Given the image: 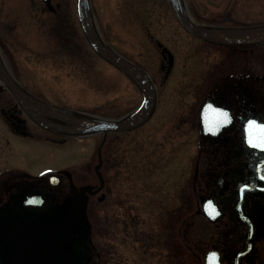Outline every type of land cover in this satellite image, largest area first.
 Returning a JSON list of instances; mask_svg holds the SVG:
<instances>
[{"label":"rangeland","instance_id":"374dc122","mask_svg":"<svg viewBox=\"0 0 264 264\" xmlns=\"http://www.w3.org/2000/svg\"><path fill=\"white\" fill-rule=\"evenodd\" d=\"M186 1L191 16L200 23H264V0ZM92 3L104 39L156 81L157 110L146 125L124 134L110 133L105 141L99 134L83 140L70 138L58 146L15 137V161L37 175L68 169L79 182H87L93 179L98 161L96 148L104 141L101 154L105 175L109 179V173L120 172V180H127L123 189L135 198V216L145 221L146 229L149 224L152 237L145 249L150 253L164 251L166 256L178 251V264H206L211 235L217 233V228L228 229L226 238L231 242L239 239L240 230L230 225L238 219V213H230L232 208L215 222L203 211L202 201L224 165L209 151L201 108L208 100L227 102L234 97L243 101L240 107L246 118L264 120V45L229 49L202 41L185 31L166 0ZM53 7L56 11L49 10L43 0H0V47L13 74L31 91L74 109L113 119L134 110L142 100L140 90L91 48L80 26L76 0H53ZM160 43L175 55L167 77ZM231 72L245 79L241 87L226 79ZM0 133V138L6 137ZM4 158L7 160L0 153V159ZM230 165L235 172L238 163ZM217 201L225 199L218 197ZM237 201L234 199L231 206L236 207ZM100 208L103 225L97 236L93 229L92 242L102 245L106 264H113L111 253L115 248L123 253L117 258L120 264H142V242L133 240L127 245L124 237H120L117 247L113 242L110 216L124 210L112 211L108 202ZM140 227L144 228L143 224ZM140 237L141 233L135 235ZM234 244L238 250V242ZM154 261L157 259L142 262L156 264Z\"/></svg>","mask_w":264,"mask_h":264},{"label":"flooded vegetation","instance_id":"af4514ba","mask_svg":"<svg viewBox=\"0 0 264 264\" xmlns=\"http://www.w3.org/2000/svg\"><path fill=\"white\" fill-rule=\"evenodd\" d=\"M163 57L162 67L168 71L169 53ZM226 79L238 88L245 83V79L235 72L228 73ZM5 93L7 95H4ZM210 101L229 110L233 122L216 136L204 134L209 151L214 153V156L210 155L224 165L215 178L216 184L205 199H225L217 203L225 210L226 215L233 209L230 211L233 215V212L238 213L236 207L231 206L234 199L237 198L239 204L241 192L244 194V212H239L237 222L230 224L231 227L239 228V239L231 242L226 238L228 229L221 231L222 229L217 228V233L211 235V249L220 251L223 264H235L237 253H241L239 264H264V145L259 144L258 148L252 149L246 144L247 120L241 111L243 108L240 107L243 101L234 97L229 98L227 102ZM0 123V131L6 136L0 138V146L3 147L2 150L0 148V153L7 156V160L0 159V264H59L49 254L54 252L68 255L72 253L78 264H106V252L102 245L98 242L93 245L92 242L93 229L95 228L94 235L97 236L98 229L103 225L99 211L100 205L106 202L112 211L124 210L119 215L115 213L110 216L116 247L120 237H124L127 245L133 240L136 243L142 242V264L144 259L148 258L157 259L154 261L156 264H165V260L169 264L180 262L178 251L167 253L166 256L162 253L164 251L150 253V250L145 249L148 248L152 237L149 224L146 229L145 221L135 216V198L128 189H123L127 180H120V172L115 175L109 173V179L105 175L103 168L106 164L101 154V145L96 148L98 161L94 165L91 181L79 182L73 171L68 169L48 170L37 175L16 163L15 154L12 153L16 148L15 144L13 145L14 138L42 140L63 146L71 137L54 134L36 124L18 105L11 91L1 83ZM230 162L238 163L235 172ZM112 167L113 171L115 168ZM232 219L233 216L230 217L231 221ZM146 222H149L147 218ZM141 224L144 228L140 227ZM251 224L255 225L253 236L250 235ZM66 229L71 231V235L63 237ZM42 230L48 232L42 235L46 242L52 238L50 248L48 245L43 246V249L38 247V233ZM56 233H59L61 238H54ZM139 233L142 237L135 238ZM235 242H238V250ZM115 249L111 253V259L113 264H120L117 258L123 256V253H118V249ZM127 253L133 251L128 250Z\"/></svg>","mask_w":264,"mask_h":264},{"label":"water","instance_id":"95a60500","mask_svg":"<svg viewBox=\"0 0 264 264\" xmlns=\"http://www.w3.org/2000/svg\"><path fill=\"white\" fill-rule=\"evenodd\" d=\"M44 1L52 8V0ZM167 1L174 9L182 27L190 34L203 41L226 47H252L264 45V23L243 26H222L198 23L189 13L186 0ZM77 12L82 30L93 50L101 58L114 65L129 77L142 93V102L135 110L120 118L113 119L46 101L27 90L13 76L0 51L1 82L12 92L18 104L38 125L57 134L75 137L104 134L106 139L107 135L111 132L124 133L140 128L145 125L156 112L158 106L156 81L145 68L121 54L104 39L97 24L92 0H77ZM160 46H163V44L160 43ZM166 52L170 53L171 67L174 57L169 49L164 47L163 53ZM221 110L222 108H218L210 102L204 105L202 116L205 134L209 133L208 121H210L213 116L219 115ZM227 124L228 123H225V126ZM251 131L254 133L255 130ZM248 133V137L254 139L255 135L251 134L249 129ZM213 203V200H211L209 203L205 204V207L207 212L212 211L213 208L214 215L212 219H216L224 213ZM64 231L65 232L62 234L63 237L71 235L69 229ZM47 233L46 230L39 231V249H43V246L46 245L50 248V241L52 238L48 239L47 242L42 238V235ZM251 235H253V229L251 230ZM54 238H61V236L59 233H56ZM49 254L59 264H78L72 253L69 255L55 252Z\"/></svg>","mask_w":264,"mask_h":264}]
</instances>
